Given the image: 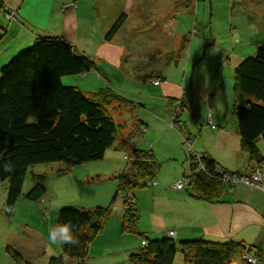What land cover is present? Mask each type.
<instances>
[{"label":"crops","instance_id":"0c3cea01","mask_svg":"<svg viewBox=\"0 0 264 264\" xmlns=\"http://www.w3.org/2000/svg\"><path fill=\"white\" fill-rule=\"evenodd\" d=\"M161 1L0 0V5L16 13L9 22L0 14V68L36 37H58L94 63L90 72L69 78V84L86 96L101 90L124 99L111 105L118 142L100 161L84 164L86 173L79 176L74 168L57 175L62 166L44 173L45 195L32 202L34 220L30 225L15 220L18 201L8 219L3 218L1 205L0 241L20 255L21 264H46L60 255L58 245L49 244L48 231L57 211L65 207L111 210L102 230L89 243L86 257L67 264H129L128 255L139 250L142 240L164 238L169 231L174 232L176 243L196 239L240 243L256 250L259 264H264V168L260 187L236 183L229 190L223 184L216 199L205 200L190 189L172 188L191 173L183 143L187 135L193 136L194 152L228 173L248 175L257 165L242 149L236 132L233 70L253 55L264 38V0H227L223 8L233 31L228 32L229 42L215 43L220 37L209 31V44L203 43L205 30L197 23L198 2L203 0ZM65 4L70 8L63 9ZM251 13L257 17L255 32L248 29L245 38L241 37L242 30L234 21L251 26ZM121 15L120 26L105 39ZM193 26L198 36L186 37ZM222 36L226 39V34ZM153 80H159L158 84ZM174 119L180 130L173 127ZM256 147L263 161L264 133ZM133 149L149 152L156 163L152 184L118 196L116 177L128 171L126 156ZM78 187L80 195L74 193ZM128 196L138 213V234L121 229ZM36 211L43 218H36ZM2 218L9 223L6 227ZM17 231L22 235L17 236ZM14 234L18 242H10ZM0 264L16 263L3 252ZM172 264H184L179 251ZM232 264L244 263L234 259Z\"/></svg>","mask_w":264,"mask_h":264},{"label":"trees","instance_id":"16d2710c","mask_svg":"<svg viewBox=\"0 0 264 264\" xmlns=\"http://www.w3.org/2000/svg\"><path fill=\"white\" fill-rule=\"evenodd\" d=\"M15 16L16 13L13 19L3 18L9 22ZM122 20L121 15L110 27L105 39L112 37ZM93 68L94 63L89 57L62 39L50 36L36 37L28 47L1 66L0 181L5 183L2 204L4 218L12 215L3 211L5 204L15 206L21 196L28 201L38 202L45 195L44 173H31L33 185L22 194L26 173L31 168L61 164L63 169L56 173L59 175L65 170L100 161L105 151L118 142L119 129L112 115L114 109L110 111L107 106L122 98L101 90L86 96L68 83L69 78L86 74ZM63 79L66 83H63ZM233 96L232 112L240 145L249 159L259 164L262 160L256 142L264 133V38L253 55L242 59L234 68ZM173 125L180 130L176 119ZM187 137L190 135L184 139ZM126 158L128 171L116 177V195H131L133 189L147 186L156 170V163L149 152L133 149ZM6 161L14 165L11 173L3 170ZM202 162L205 172L194 173L191 165L190 175L183 177L187 180V189L201 199H216L221 193V185L226 184L221 181V174L216 172L217 166L206 157ZM128 199L132 202L128 203ZM123 204L122 232L138 234V213L133 207L132 197H125ZM110 214L109 207L89 210L60 208L54 226L57 222L71 223L79 244L58 245L60 255L49 259L46 264L82 261L89 243L102 230ZM173 236L142 240L139 250L128 255L129 264H172L178 251L184 264H232L234 259L246 264L240 258L244 254H252L257 264L260 262V254L256 250L240 243L206 239L176 243ZM4 252L16 264H21L20 255L10 247H5Z\"/></svg>","mask_w":264,"mask_h":264},{"label":"rangeland","instance_id":"374dc122","mask_svg":"<svg viewBox=\"0 0 264 264\" xmlns=\"http://www.w3.org/2000/svg\"><path fill=\"white\" fill-rule=\"evenodd\" d=\"M158 1H159V4L162 2L161 0H158ZM210 1H211V5H212L211 9H210V3H209ZM226 2H227V0H203V1L198 2V4H199L198 6H200V7L198 8L199 12L197 13V23L203 24V29L205 30V36H204L205 39L203 40L204 44L211 43V40L209 39V31H212V33L215 31L216 35L220 37L217 40H215L216 41L215 43H219L220 41H222V42L226 41L227 43L229 42V40H227V35H228L229 30L232 27L231 28L228 27V25H229V21H228L229 18L227 17L228 11L223 8V5H225ZM228 6H229V4H228ZM64 8H70V4L63 5V9ZM11 10L12 9H8L4 5H0V12L2 13V16H4V18L11 15V12H10ZM250 17H251V23H250L251 26H248L243 21H242V24L234 21V25L238 28H241V30H242L241 33H243V34L240 33L241 37L245 38V34H247L248 29H250L251 32H255L257 17L252 13H251ZM1 21H2V19H1ZM2 23H3V21H2ZM196 31H197V29L193 26L191 28V30L188 32V35L186 37H190V36L195 35V38H196L198 36V32H196ZM230 31L233 32L232 29ZM223 33L226 34V39H225V37L222 36ZM256 33H257V31H256ZM233 35H234L233 38H236L237 33H235ZM238 35H239V33H238ZM63 83H66L65 79H63ZM111 105L112 104L107 106V109L110 111L112 110ZM57 166H62V165L61 164H50V165L35 166V167L31 168L30 171H28L26 173V177L24 180L23 188H22V194L26 193L33 185L31 173H34V174L46 173L47 174V172L49 173L52 169H54L53 167L56 168ZM74 169H76V171H74V172L77 175H78V173H86V165L85 166L81 165V166L76 167ZM80 171H82V172H80ZM4 192H5V183L0 181V201L2 200V198H4V195H5ZM74 193H76L77 195L81 194L79 187L74 189ZM118 196H117V199H119ZM3 201L4 200H2V202L0 203V211H1V205L3 204ZM18 202L19 203H18L17 209H16L17 212L15 214V220L18 223L19 222H21V223L27 222L30 225L29 221L34 220V217L32 214L33 207L31 205L33 203L31 201L26 200L22 196L18 199ZM29 213H31L30 216L27 215ZM34 215L36 218L40 217V219L43 218V216H44V214H42V212L39 214V211H36ZM3 218L1 219L2 220L1 222L6 227L7 226L6 224H9V223H6V221ZM2 223H1V225L3 226ZM12 224H16V223H12ZM19 235L21 236L22 233L17 231V236H19ZM9 238H10V242H15V241L18 242L15 234L11 235ZM4 251H5V247L2 246V242L0 241V256H3ZM248 255H252V254H248ZM240 258H242V256ZM245 263L248 264L247 262H245Z\"/></svg>","mask_w":264,"mask_h":264},{"label":"built area","instance_id":"2783aa9c","mask_svg":"<svg viewBox=\"0 0 264 264\" xmlns=\"http://www.w3.org/2000/svg\"><path fill=\"white\" fill-rule=\"evenodd\" d=\"M10 12H11V15L7 16L5 18L6 20L14 18L15 12L13 10H11ZM158 81L159 80H153L152 83L156 85ZM205 122L212 127L210 120H206ZM173 127H175V125H173ZM192 142H193L192 137H187L183 140V143L187 148L188 158L191 160L190 163L193 166V172L194 173L205 172L206 169H205L204 163L202 162L205 156L202 154L196 153L191 149ZM263 168H264V161L257 164L256 167L253 169V171L249 173L248 175L231 174V173L223 171L219 167H217L216 172L221 174V177H220L221 181L227 184L229 187L236 183L243 184L249 187H260L261 180H262L261 171ZM147 184L151 185L152 181L148 182ZM172 188L175 190L187 189L188 188L187 180L184 179L183 177L180 178V180H178L172 185ZM229 190H231V188ZM131 202L132 200L128 199V203H131ZM173 235H174L173 231L167 232V236H173ZM242 259L248 264H257L256 258L252 255L244 254L242 256Z\"/></svg>","mask_w":264,"mask_h":264},{"label":"clouds","instance_id":"9594fccd","mask_svg":"<svg viewBox=\"0 0 264 264\" xmlns=\"http://www.w3.org/2000/svg\"><path fill=\"white\" fill-rule=\"evenodd\" d=\"M3 170L11 173L14 170V165L10 161L3 163ZM3 211L7 213H13L15 211L13 205L5 204ZM48 242L50 245H64L77 246L79 239L76 234L73 233L72 225L69 222H57L55 226L49 228Z\"/></svg>","mask_w":264,"mask_h":264},{"label":"snow or ice","instance_id":"6c2138e0","mask_svg":"<svg viewBox=\"0 0 264 264\" xmlns=\"http://www.w3.org/2000/svg\"><path fill=\"white\" fill-rule=\"evenodd\" d=\"M34 3H42L43 0H33Z\"/></svg>","mask_w":264,"mask_h":264}]
</instances>
